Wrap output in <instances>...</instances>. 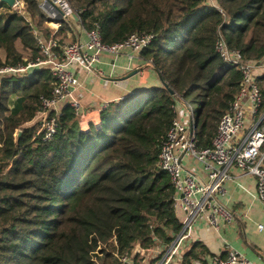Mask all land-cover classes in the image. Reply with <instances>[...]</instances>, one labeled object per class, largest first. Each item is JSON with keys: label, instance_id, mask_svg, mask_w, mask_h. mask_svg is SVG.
<instances>
[{"label": "trees", "instance_id": "trees-1", "mask_svg": "<svg viewBox=\"0 0 264 264\" xmlns=\"http://www.w3.org/2000/svg\"><path fill=\"white\" fill-rule=\"evenodd\" d=\"M23 2L19 12L0 1V70L39 56L34 32L62 46L71 26L60 20L51 29L36 0ZM215 4L67 0L79 26H97L105 45L152 35L140 59L161 83L108 103L100 123L87 130L66 105L45 140L30 123L54 79L45 69L0 75V264H122L137 246L173 240L180 219L169 177L158 165L166 134L183 112L194 117L197 147L211 145L241 81L215 50L220 38L244 60L264 58V0ZM259 82L264 94V75ZM202 250L192 243L185 263Z\"/></svg>", "mask_w": 264, "mask_h": 264}, {"label": "built area", "instance_id": "built-area-1", "mask_svg": "<svg viewBox=\"0 0 264 264\" xmlns=\"http://www.w3.org/2000/svg\"><path fill=\"white\" fill-rule=\"evenodd\" d=\"M17 5L15 0L11 8L15 9ZM207 5L216 7L213 3ZM38 8L52 28H56L60 20L78 23L77 13L67 5V0H43ZM85 35L86 41L58 46L54 39L46 40L34 32L39 56L25 65L0 70V75H22L34 69H46L54 79L51 96L41 99L36 115L37 134H43L45 140L55 133L57 118L64 106L72 108L76 118L81 115L82 105L73 94L79 86L73 68L92 72L103 52L117 55L127 51L140 56L153 39L152 35L132 34L121 43L105 45L97 26L85 31ZM215 50L223 62L238 70L241 81L231 105L218 121L211 145L197 147L194 117L180 112L159 152V168L169 177L174 190V208L181 215L180 230L164 247L142 249L137 246L131 255L119 259L122 264H133L135 256L139 264H186L184 256L191 248L195 222H204L218 230L222 224L233 220L234 214L218 201V197L224 194V183L229 179L228 169L231 166L255 178L256 199L264 207V94L259 82L264 75V58L259 61L244 60L241 52L230 50L222 38L216 42ZM94 73L100 74L99 71ZM107 107L108 103H103L101 111ZM184 156L201 166L205 181L184 169L181 163ZM258 228L263 230L262 226ZM189 260L190 264H251L242 254L230 248L206 262L193 258Z\"/></svg>", "mask_w": 264, "mask_h": 264}, {"label": "crops", "instance_id": "crops-1", "mask_svg": "<svg viewBox=\"0 0 264 264\" xmlns=\"http://www.w3.org/2000/svg\"><path fill=\"white\" fill-rule=\"evenodd\" d=\"M77 21L78 23L70 20L71 26L65 31V40L73 38V42L86 41L85 30L79 26V19ZM45 22L51 29H57L52 28L46 20ZM34 70L22 75H29ZM135 70L137 73L127 77ZM94 71H99L100 74ZM72 72L79 82L73 94L82 105L81 115L77 118L82 130H87L91 124L100 123L103 103L118 102L142 89L157 88L161 84L155 72L145 68L139 55L127 51L117 55L103 52L92 72L78 67L73 68ZM35 119L36 117L30 125H34ZM181 163L185 170L205 181L201 166L196 161L184 156ZM228 174L224 194L218 197V201L234 214L233 220L229 224H222L218 230L204 222H195L192 243L200 244L204 252H201L199 258L193 259L206 262L230 248L242 254L251 264H264V207L256 199V180L235 166L228 169ZM176 214L180 219V213L176 211ZM258 226H262L263 230Z\"/></svg>", "mask_w": 264, "mask_h": 264}, {"label": "rangeland", "instance_id": "rangeland-1", "mask_svg": "<svg viewBox=\"0 0 264 264\" xmlns=\"http://www.w3.org/2000/svg\"><path fill=\"white\" fill-rule=\"evenodd\" d=\"M37 1H38L37 3H42L43 0H37ZM17 2H18V5L16 6L15 10H18V11L22 10L23 11V8H24V2H23V0H17ZM206 2H207V4H210V3L212 4L213 3L214 5H216L215 4V0H208ZM69 43H70V40H65V39H64V41L62 40V46L67 45ZM16 46H17L18 50L21 52V54L26 59L29 56V53L27 51L22 50L21 46L18 43H17ZM193 108H194V104H193ZM34 122H33L34 124H36V122L38 123V119L36 118Z\"/></svg>", "mask_w": 264, "mask_h": 264}, {"label": "water", "instance_id": "water-1", "mask_svg": "<svg viewBox=\"0 0 264 264\" xmlns=\"http://www.w3.org/2000/svg\"><path fill=\"white\" fill-rule=\"evenodd\" d=\"M0 1L3 2V3H5V4H6L7 6H9V7H13L14 4H15V0H0ZM57 10H58V9H57ZM58 12L61 13L60 10H58ZM135 73H137V70L131 72L127 77H130V76L134 75ZM18 135H20V132H19ZM135 253H137V250H136Z\"/></svg>", "mask_w": 264, "mask_h": 264}]
</instances>
